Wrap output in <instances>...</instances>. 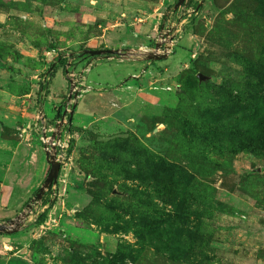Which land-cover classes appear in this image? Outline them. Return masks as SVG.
I'll return each mask as SVG.
<instances>
[{"label":"rangeland","instance_id":"obj_1","mask_svg":"<svg viewBox=\"0 0 264 264\" xmlns=\"http://www.w3.org/2000/svg\"><path fill=\"white\" fill-rule=\"evenodd\" d=\"M0 264H264V0H0Z\"/></svg>","mask_w":264,"mask_h":264},{"label":"built area","instance_id":"obj_2","mask_svg":"<svg viewBox=\"0 0 264 264\" xmlns=\"http://www.w3.org/2000/svg\"><path fill=\"white\" fill-rule=\"evenodd\" d=\"M41 141L44 144L47 153L49 154L56 153L60 147L62 148L64 146V143L61 142L59 138L48 133L41 135Z\"/></svg>","mask_w":264,"mask_h":264},{"label":"water","instance_id":"obj_3","mask_svg":"<svg viewBox=\"0 0 264 264\" xmlns=\"http://www.w3.org/2000/svg\"><path fill=\"white\" fill-rule=\"evenodd\" d=\"M91 52H93V53H97L98 51H96V50H91ZM198 77L202 80V79H204V75L203 74H198Z\"/></svg>","mask_w":264,"mask_h":264}]
</instances>
